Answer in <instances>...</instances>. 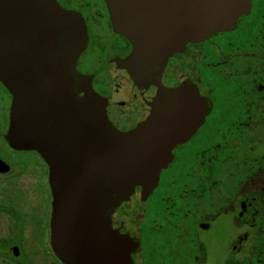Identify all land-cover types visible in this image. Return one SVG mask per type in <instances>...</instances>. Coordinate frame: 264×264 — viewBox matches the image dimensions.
Returning <instances> with one entry per match:
<instances>
[{
	"label": "flooded vegetation",
	"instance_id": "1",
	"mask_svg": "<svg viewBox=\"0 0 264 264\" xmlns=\"http://www.w3.org/2000/svg\"><path fill=\"white\" fill-rule=\"evenodd\" d=\"M54 1L85 26L73 90L91 88L100 96L114 128L134 129L162 88L189 92L205 103L203 121L174 145L154 188L143 194L136 186L110 210L111 228L130 238L129 264H220L221 220L227 222L222 264H235L252 246L256 191L264 187V168L250 170L253 152L260 149L253 138L264 134V0H251L233 29L187 42L168 56L158 75L137 82L121 64L132 44L114 30L106 0ZM27 20L22 19L20 40L10 41L26 55L42 46L40 28ZM12 101L0 81V263L66 264L51 246L49 164L40 151L14 148L6 139ZM117 254L106 248L101 262L88 264H118Z\"/></svg>",
	"mask_w": 264,
	"mask_h": 264
},
{
	"label": "water",
	"instance_id": "2",
	"mask_svg": "<svg viewBox=\"0 0 264 264\" xmlns=\"http://www.w3.org/2000/svg\"><path fill=\"white\" fill-rule=\"evenodd\" d=\"M106 1L114 30L132 44L121 64L136 82L158 75L187 42L233 29L251 6V0ZM26 16L42 35V46L27 55L10 45L20 40ZM85 41L82 19L54 0H0V81L13 95L6 139L14 148L40 151L49 164L50 238L61 260L99 263L107 248L118 250V264H129L130 238L111 228L110 210L136 186L143 194L154 188L172 148L201 124L206 107L194 94L162 88L142 122L128 132L117 130L100 96L91 88L73 90Z\"/></svg>",
	"mask_w": 264,
	"mask_h": 264
},
{
	"label": "trees",
	"instance_id": "3",
	"mask_svg": "<svg viewBox=\"0 0 264 264\" xmlns=\"http://www.w3.org/2000/svg\"><path fill=\"white\" fill-rule=\"evenodd\" d=\"M253 143L258 144L260 149L253 152V165L250 168L252 174L264 168V134L253 138ZM256 192L259 214L256 218L257 228L252 231V246L244 256L236 259L235 264H264V187Z\"/></svg>",
	"mask_w": 264,
	"mask_h": 264
},
{
	"label": "rangeland",
	"instance_id": "4",
	"mask_svg": "<svg viewBox=\"0 0 264 264\" xmlns=\"http://www.w3.org/2000/svg\"><path fill=\"white\" fill-rule=\"evenodd\" d=\"M236 33H238V35H237V39H239L240 38V35H241V33H239V32H236ZM235 36V35H234ZM228 36H226V37H221V39H219L221 42L223 41V40H225L226 38H227ZM242 38H243V35L241 36ZM220 87H221V85H220ZM226 227H227V222H224V221H220V223H219V233H220V235H219V237H220V252H219V257H220V264H222L223 263V256H224V254H223V251H222V243H223V241L225 240V230H226ZM1 264V263H0Z\"/></svg>",
	"mask_w": 264,
	"mask_h": 264
}]
</instances>
